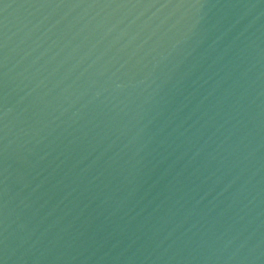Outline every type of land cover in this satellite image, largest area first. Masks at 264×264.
<instances>
[{"label": "water", "instance_id": "95a60500", "mask_svg": "<svg viewBox=\"0 0 264 264\" xmlns=\"http://www.w3.org/2000/svg\"><path fill=\"white\" fill-rule=\"evenodd\" d=\"M0 264H264V0H0Z\"/></svg>", "mask_w": 264, "mask_h": 264}]
</instances>
